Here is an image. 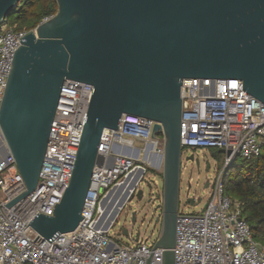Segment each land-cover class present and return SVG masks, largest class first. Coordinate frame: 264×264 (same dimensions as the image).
Returning a JSON list of instances; mask_svg holds the SVG:
<instances>
[{
	"label": "water",
	"instance_id": "obj_1",
	"mask_svg": "<svg viewBox=\"0 0 264 264\" xmlns=\"http://www.w3.org/2000/svg\"><path fill=\"white\" fill-rule=\"evenodd\" d=\"M21 1L0 0V25ZM55 3L56 12L20 36L13 51L0 103V143L3 154L12 155L25 189L4 205L12 206L37 185L64 81L89 83L92 92L68 185L52 215L36 213L28 224L48 242L78 226L93 168L103 163L98 153L103 130L117 129L123 114L135 115L154 121L151 136L163 139L160 229L145 264L154 248L162 249L161 264H174L182 81L238 79L264 104V0ZM216 153L229 151L211 155ZM184 160L199 165L194 153ZM142 195L137 189L128 200ZM186 202L194 204L190 196Z\"/></svg>",
	"mask_w": 264,
	"mask_h": 264
},
{
	"label": "built area",
	"instance_id": "obj_2",
	"mask_svg": "<svg viewBox=\"0 0 264 264\" xmlns=\"http://www.w3.org/2000/svg\"><path fill=\"white\" fill-rule=\"evenodd\" d=\"M28 30H13L6 21L0 25V103L13 51ZM91 92L89 83L64 81L37 185L10 207L4 204L25 187L12 155L3 154L0 143V264H145L149 257L158 235L148 242L139 240L138 232L137 240L127 244L116 242L109 231L143 179L146 145L150 153L162 154V135L151 136L154 121L135 115L123 114L117 129L103 130L98 146L103 163L93 168L78 226L48 242L28 224L36 213L52 215L68 185ZM180 95L181 150L195 154L224 149L229 154L215 165L202 211L178 212L174 264H264V244L254 239L242 201L225 194L222 181L236 158L250 159L264 151V104L243 90L238 79L187 78ZM136 170L122 202H107L113 189ZM157 198L160 204L161 194ZM161 262L162 249L154 248L149 264Z\"/></svg>",
	"mask_w": 264,
	"mask_h": 264
},
{
	"label": "rangeland",
	"instance_id": "obj_3",
	"mask_svg": "<svg viewBox=\"0 0 264 264\" xmlns=\"http://www.w3.org/2000/svg\"><path fill=\"white\" fill-rule=\"evenodd\" d=\"M161 136V134H158ZM134 146L141 147L142 144L135 142ZM212 149L196 150L195 157L199 160V167L194 166L192 162H186L185 156L188 151H182L181 172H180V191H179V213H197L202 211L211 191L210 185L205 187L207 182H212L215 175V165L220 166L224 153L211 155ZM154 156V155H153ZM152 156V157H153ZM149 157L144 160V166L147 168L143 174V179L139 182L138 188L143 190L140 200L136 197L128 200L123 209L119 212L110 233L113 239L119 243L133 244L139 232V240L152 241L159 233L160 224L156 222V217L161 212L157 207L160 199L157 194H162L161 165L158 158ZM143 155L140 157L142 160ZM209 164V169L205 170ZM153 181H156L155 184ZM150 183V186L147 183ZM188 184L190 187L188 188ZM189 191L190 197L194 199V204L186 202V193ZM135 213V220L131 221V213ZM126 229L128 235H123L122 231ZM118 233H120L118 235ZM264 244V243H262Z\"/></svg>",
	"mask_w": 264,
	"mask_h": 264
},
{
	"label": "trees",
	"instance_id": "obj_4",
	"mask_svg": "<svg viewBox=\"0 0 264 264\" xmlns=\"http://www.w3.org/2000/svg\"><path fill=\"white\" fill-rule=\"evenodd\" d=\"M56 9L55 0H22L7 15L6 23L16 31L32 29ZM222 181L224 193L242 201V215L254 239L264 243V151L250 159L236 158Z\"/></svg>",
	"mask_w": 264,
	"mask_h": 264
},
{
	"label": "bare ground",
	"instance_id": "obj_5",
	"mask_svg": "<svg viewBox=\"0 0 264 264\" xmlns=\"http://www.w3.org/2000/svg\"><path fill=\"white\" fill-rule=\"evenodd\" d=\"M153 155L151 153H146L144 154V160L148 159L149 157H152ZM159 156V155H158ZM158 156L156 158H158ZM154 158V157H152ZM159 159V158H158ZM138 171H134L132 172L127 179L125 180V182L123 184H121L119 187H116L115 189H113L112 193L110 194L107 202H115V205L119 203V201L121 200L122 194L124 192L125 189H127L128 187H130V185L132 184V180L138 175ZM110 214V213H109ZM109 214L107 213V217L109 216Z\"/></svg>",
	"mask_w": 264,
	"mask_h": 264
},
{
	"label": "flooded vegetation",
	"instance_id": "obj_6",
	"mask_svg": "<svg viewBox=\"0 0 264 264\" xmlns=\"http://www.w3.org/2000/svg\"><path fill=\"white\" fill-rule=\"evenodd\" d=\"M146 151H148L149 153H150V146H148V145H146ZM213 151H215L216 152V150H213ZM191 153V151L190 152H188V154H190ZM152 155H154L153 157H157L158 155L156 154V153H151ZM194 156H195V154H194ZM158 158H159V156H158ZM186 162H192L193 164H194V166H196L197 168L199 167V165L197 166V163L194 161V160H191V161H186ZM181 164H182V159H181ZM137 189H139V188H137ZM134 212H132L131 213V216H132V214H133ZM135 214V213H134Z\"/></svg>",
	"mask_w": 264,
	"mask_h": 264
}]
</instances>
